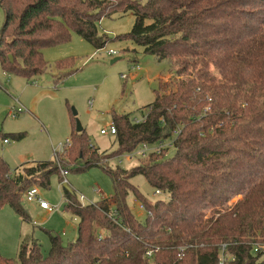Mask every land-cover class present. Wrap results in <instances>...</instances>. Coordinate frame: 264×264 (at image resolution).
<instances>
[{
    "label": "trees",
    "instance_id": "1",
    "mask_svg": "<svg viewBox=\"0 0 264 264\" xmlns=\"http://www.w3.org/2000/svg\"><path fill=\"white\" fill-rule=\"evenodd\" d=\"M0 7V66L8 75H43V49L69 42L72 33L97 50L113 39L130 40L174 65L143 122L113 114L112 154L101 153L75 127L71 146L55 160L13 173L0 156V208L10 207L25 222L31 220L26 192L50 188L53 176L64 182L62 171L98 167L113 182L110 198L89 205L63 186L64 210L79 220L77 239L64 245L52 235L44 255L27 237L17 259L0 254V264H218L222 245L227 264H264L254 251L264 241V0H0ZM127 12L136 18L130 33L113 39L100 33L103 19ZM57 67L60 81L73 74L61 75L67 60ZM11 137L20 141L24 134ZM168 140L174 141L171 157L165 149L131 169L104 162ZM137 175L169 198H145L131 182ZM130 194L147 212L144 221L131 210ZM207 204L220 208L208 219Z\"/></svg>",
    "mask_w": 264,
    "mask_h": 264
},
{
    "label": "rangeland",
    "instance_id": "2",
    "mask_svg": "<svg viewBox=\"0 0 264 264\" xmlns=\"http://www.w3.org/2000/svg\"><path fill=\"white\" fill-rule=\"evenodd\" d=\"M4 21L5 13L0 7V33ZM135 21L132 12L117 13L102 20L100 33L112 39L128 34ZM110 50H115L117 55H110ZM43 54L47 69L43 75L31 80L8 75L0 66V156L13 173L24 164L52 161L56 159V153H59L58 157L63 154L61 145L71 140L77 120L93 146L101 153L112 154L117 149V138L110 133L113 114H129L132 120H141L147 107L155 101L154 90L158 88L159 81L169 82L174 75V65L158 61L130 40L113 39L103 49L97 50L72 33L69 42L45 48ZM116 58L120 59L113 62ZM63 60L69 62V67L61 75L71 71L73 74L60 81L57 63ZM19 108L22 112L14 118L13 113H17ZM102 129L108 130V134L102 135ZM18 133L24 134L20 141L11 137V134ZM5 138L9 139V144H4ZM150 148H155V145ZM141 150L139 146L131 159L129 154H125L104 162L111 167L131 169L144 161ZM174 152L175 149H171L167 157L173 156ZM66 180L82 205L113 195L112 179L102 168L70 172ZM131 182L150 201L169 198L168 194L157 195L142 175L135 176ZM64 185L58 176H53L50 188L38 187L40 197L57 208L51 213L42 210L38 202L27 201L24 196L30 221H23L8 206L0 208L1 255L17 259L21 243L27 237H33L40 243L44 255L51 250L52 235L58 236L64 245L77 239L79 220L64 210ZM237 197L231 203H235ZM128 204L140 221L146 219L147 212L133 194L129 195ZM219 209L218 205L207 204L204 218L212 217ZM257 243L264 244V241Z\"/></svg>",
    "mask_w": 264,
    "mask_h": 264
},
{
    "label": "built area",
    "instance_id": "3",
    "mask_svg": "<svg viewBox=\"0 0 264 264\" xmlns=\"http://www.w3.org/2000/svg\"><path fill=\"white\" fill-rule=\"evenodd\" d=\"M110 55L112 56H116L117 55V52L115 50H110ZM22 112V109H18L17 110V113H13V117H17L18 113H21ZM145 120V117H142V119H134L133 121L135 123H141ZM110 133L112 135H115L117 134V128L116 126L112 123L111 126H110ZM101 134L102 135H107L108 134V130L106 129H102L101 130ZM4 144H9L10 141L9 139H4ZM174 141L173 140H168V141H165V142H161V143H156V144H141L140 146L142 147V150H141V157H142V160L148 158L149 156H151L152 154H160L163 150L165 149H168V152H170L171 149H174ZM72 144V141L71 140H68L66 144L64 145H61V149L62 151L65 150V148L67 147H70ZM155 145V148H150L151 146ZM134 151L132 153L129 154L130 156V159L134 156ZM62 175L64 177V183L67 184V180H66V176L68 175V172L67 171H62ZM157 195H161L162 192L160 190H157L155 192ZM25 197L27 199V201L29 202H38L39 204V207L42 209V210H45L49 213L51 212H54L55 209H57L56 207L52 206L49 202L45 201L44 199H42L40 197V194H39V190H38V187H35V188H32L30 190H28L25 194ZM241 198V196H238L235 200L236 202ZM82 199H84V197H82ZM141 208L144 209L143 205H141ZM226 249H227V245H222L221 247V255H220V259H219V262L218 264H227L230 260H231V257L230 256H227L226 255ZM254 251L257 253V252H260L263 256H264V244L263 243H255L254 244ZM153 255V251H148L146 253V256L151 258Z\"/></svg>",
    "mask_w": 264,
    "mask_h": 264
},
{
    "label": "water",
    "instance_id": "4",
    "mask_svg": "<svg viewBox=\"0 0 264 264\" xmlns=\"http://www.w3.org/2000/svg\"><path fill=\"white\" fill-rule=\"evenodd\" d=\"M118 59H120V58H116V59H114L113 62L117 61ZM75 115H77V112H76V111H75ZM76 130H77L78 133H81V132L84 131V128H83V126H82V124L80 123L79 120H77ZM64 186H65V187H68L67 184H65ZM68 188H69V187H68ZM69 189H70V188H69Z\"/></svg>",
    "mask_w": 264,
    "mask_h": 264
}]
</instances>
